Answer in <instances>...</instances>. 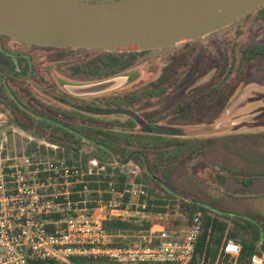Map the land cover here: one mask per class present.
<instances>
[{"label":"rangeland","instance_id":"obj_1","mask_svg":"<svg viewBox=\"0 0 264 264\" xmlns=\"http://www.w3.org/2000/svg\"><path fill=\"white\" fill-rule=\"evenodd\" d=\"M254 47H264V7L255 9L225 29L185 45L133 54L119 53L115 56L121 66L132 67L131 82L111 92L82 97H97L91 102L96 108H125L137 114L133 120L136 136L142 137L140 142L149 145L130 140L123 146L125 154L118 153L115 157L123 162L131 160L140 167L139 178L149 189L154 187L152 194L157 205L194 201L209 209L208 213L199 212L203 229L211 219L225 221L227 239L226 234L235 226L231 219L223 217L226 214L247 226L249 232H257L255 241L260 250L262 246L264 248V195L230 192L223 186L230 177L244 180L243 183L249 185L248 180L264 176V53L254 52ZM28 48H17L16 52L29 55V78L12 82L5 79L6 70L0 73L1 107L8 116L3 156H40L44 152L40 142L60 145L57 143L60 141L69 146V142L80 140L83 155L79 160L86 161L98 152L90 140L81 139L78 133L67 139L60 128L35 116L57 120L65 126L81 124L92 132L111 129L115 123L131 122L126 115L95 117L97 121L94 122L78 120L77 117L82 116L79 111L61 105L51 95L62 98L64 91L72 95L62 82L81 86L101 81L79 79H86L93 72L101 75L103 70L98 72L95 68L97 64L108 63V54L81 49ZM23 68L24 64H18L19 70ZM153 83L157 84V91L153 89ZM22 108L36 113L32 117L35 126L31 130L17 123L23 121L22 113L28 116ZM140 120L150 127L180 128L185 134L167 136L174 140V145H155L151 140L157 135L142 130L137 123ZM81 132V136H87L90 130ZM64 152L66 156H73L65 149ZM130 152L144 155L151 177L146 176L133 155L128 157ZM54 154L50 152V155ZM154 181L159 185L155 186ZM158 210L162 211V208ZM110 229L115 236L142 234L137 222L127 229L115 225ZM245 236L251 239L250 234ZM238 258L219 254L216 264H241Z\"/></svg>","mask_w":264,"mask_h":264},{"label":"built area","instance_id":"obj_2","mask_svg":"<svg viewBox=\"0 0 264 264\" xmlns=\"http://www.w3.org/2000/svg\"><path fill=\"white\" fill-rule=\"evenodd\" d=\"M7 126L0 105V264H192L203 231L201 213L185 223L171 204L157 205L149 187L137 181L138 165L115 156L75 159L47 142H40V156L5 158ZM113 220L160 227L136 237L115 236L105 226ZM241 249L234 240L224 246L233 258ZM247 264H264V254Z\"/></svg>","mask_w":264,"mask_h":264},{"label":"water","instance_id":"obj_3","mask_svg":"<svg viewBox=\"0 0 264 264\" xmlns=\"http://www.w3.org/2000/svg\"><path fill=\"white\" fill-rule=\"evenodd\" d=\"M260 7L264 0H0V38L49 48L146 52L197 41ZM131 76L65 87L75 96L99 95L130 83ZM82 109L101 116L135 117L134 111L125 108ZM145 131L162 136L185 134L166 125ZM223 186L230 192L261 196L264 176L252 178L249 185L230 177Z\"/></svg>","mask_w":264,"mask_h":264},{"label":"trees","instance_id":"obj_4","mask_svg":"<svg viewBox=\"0 0 264 264\" xmlns=\"http://www.w3.org/2000/svg\"><path fill=\"white\" fill-rule=\"evenodd\" d=\"M255 51L258 53H264V47H254L253 48ZM81 50H86V49H81ZM102 52V51H101ZM106 53V52H104ZM108 54V63L104 64L103 66L110 65L112 63L114 67L121 66V61L115 56L119 55L116 53H107ZM123 54V53H122ZM133 54V53H130ZM129 54V55H130ZM2 60L0 58V65L2 64ZM101 64H97L99 66ZM131 71V70H130ZM126 71L121 74H116L113 77H117L120 75H125V74H131L132 72ZM102 81V80H101ZM157 84L153 83L152 87L157 91L156 89ZM20 118H22V122H17L19 126H21L24 129L31 130L35 126V122L32 118L29 116L25 115L22 113L20 115ZM17 120V119H15ZM18 121V120H17ZM27 121V124H26ZM131 122H128L127 124H114V126L109 129H101V130H96V132H92L91 129H85L86 131L90 130L88 132L89 135L87 136H81L80 133L81 131H70V130H64L63 133L65 134L64 136L67 137V139L71 136H74L75 134L80 135L81 139L86 138L87 140H90L95 147L97 148V153L93 156H96L102 160H107L108 158L110 159L111 157L117 155L118 153L125 154L126 150L123 148L125 144H129L130 140H135L136 143L139 145L145 146L146 144L149 145V143H142L140 142V139L142 140V137L136 136V131H135V123L133 122V119L130 120ZM102 135V136H101ZM157 138L152 139V143L155 145H167L171 146L174 145L175 142L174 140H169L170 138H166L165 136H156ZM132 138V139H129ZM74 142L71 143L69 142L68 145H64L63 142H57L60 143V145L67 151L71 152L73 154V157L75 159L80 158L79 151L81 147V141L80 140H73ZM134 153V152H133ZM132 152L128 153V157L134 158L140 165L143 167V171L146 174V176L151 177L149 172H147L145 161H144V155L141 153H136L133 154ZM62 155V154H61ZM127 157V158H128ZM119 159V158H118ZM120 160V159H119ZM123 162V161H121ZM151 179V178H150ZM138 182H143L140 178L137 180ZM242 182H245L244 180H240ZM155 182V181H154ZM250 184V180H248V183ZM159 185L157 182H155V186ZM150 190V193L154 192V187ZM168 192V190H166ZM237 193L240 194H247L244 191H237ZM172 210H178L179 212L183 213L185 218L188 220H191L197 213L199 212H206L208 213L209 209L205 208L202 205H199L198 203L192 201H184L181 200L179 202H172L171 204ZM223 215V214H222ZM224 218L231 219L233 222L235 228L232 229L228 234H226L227 239L225 238L224 233L227 230V224L225 221H220L219 219H211L207 223V226L205 230L203 229L202 233L200 234L197 243H196V248H195V253L193 256V261L192 264H216V258L219 254L226 256L227 258L230 257L225 254L224 252V246L229 240H234L235 242L240 243L241 245V253L238 258L239 263L241 264H247L251 257L255 254L262 255L264 253V248L263 246L261 247L260 250L257 249L256 241L258 238V234L249 232L247 230V226L245 225H240L238 222L234 221L233 218L230 216H227L226 214L223 215ZM135 224V221L132 222H124V221H119V220H113V221H108L105 223L106 229L113 234L112 230L110 229V226L115 225V227H121L124 229L130 228L133 224ZM154 223L152 224H146L145 226H139L141 229L139 230L141 233H145L149 230H151L153 227ZM177 225V224H176ZM175 225V226H176ZM250 234V238L246 237L245 235ZM130 241H133V238L130 239ZM197 258H199L197 260ZM201 260V262H200ZM97 262H105V261H97ZM79 264H86L85 261L80 260L78 261ZM95 263V262H94ZM108 263V262H105ZM92 264V263H90ZM111 264V263H108Z\"/></svg>","mask_w":264,"mask_h":264},{"label":"flooded vegetation","instance_id":"obj_5","mask_svg":"<svg viewBox=\"0 0 264 264\" xmlns=\"http://www.w3.org/2000/svg\"><path fill=\"white\" fill-rule=\"evenodd\" d=\"M22 47L49 48V47H40V46H34V45L25 44V43L13 40L11 38L2 36L0 38V58H1L3 63L0 65V73L5 72V70H6L7 73H6L5 79L10 80L12 82L19 81L18 79H22V78H29L31 76L30 75V73H31V65H30V61H29V55L27 53H18V52H16L17 48L21 49ZM52 49H75V48H52ZM86 50H88V49H86ZM94 51L106 52V51H103V50H94ZM106 53H110V52H106ZM116 54H119V53H116ZM14 61H16V62H14ZM18 64H24L23 70H19L18 69ZM131 68L132 67L127 66V65L126 66L124 65V66L114 67V65L112 63H110V65L98 66V67L95 68V70L98 71V72L103 70L102 71L103 73H101V75L93 72L92 76L90 75L86 79H79V80L80 81H88V80H90L91 82L98 81V80H103V79H107L109 77H112V76H114L116 74H121L123 72L130 71ZM106 70H108V72H106ZM109 70H111L110 73H109ZM17 73H19L20 75L18 76ZM65 85H67V84L62 82V86H65ZM9 94H10V92H9ZM2 95L3 94L1 93V88H0V97L1 98L3 97ZM51 95H52V97L54 99L58 100V102L61 105H66V107L68 106V107H71L74 110L79 111L82 116L77 117L78 120H82L84 122L89 120L88 122H92V121L94 122V121H97L95 119V117L96 118L97 117H102L101 115L91 114V113H89L87 111H84L82 109V108L103 109V108H96L95 105H94L95 103H91L92 100L97 98V97L75 96V95H73V94L71 95V94H69V93H67L65 91H64L65 97H62V98L60 96H55L54 94H51ZM10 96L12 97L11 94H10ZM87 101H89V102H87ZM1 104L2 103H1V100H0V105ZM22 109H24V111L27 112V114H28V116L30 118H32L34 115H36V113L30 112V111H28V109H25V108H22ZM35 117H37V119H45V121L51 123L55 127L60 128V129H64V130L81 131V130H85V129H90L89 127H83V125H81V124H79V125L77 124L76 126H70V125L65 126L63 123H61V122H59L57 120H53V119H50V118L46 119L45 117H40L39 115H36ZM127 117L130 118V119L136 120L137 114L135 113V117H133V118H131L129 116H127ZM140 121L141 122L137 121V123L141 127V129L144 130V131L147 130V129H154L156 127V126L150 127L143 120H140ZM152 133H154V132H152ZM78 136H80V135H78ZM158 136H162V135H158ZM165 137H167V136H165Z\"/></svg>","mask_w":264,"mask_h":264},{"label":"crops","instance_id":"obj_6","mask_svg":"<svg viewBox=\"0 0 264 264\" xmlns=\"http://www.w3.org/2000/svg\"><path fill=\"white\" fill-rule=\"evenodd\" d=\"M129 161H131V160H129ZM143 183H144V182H143ZM153 227H155V228H159L160 226L153 225ZM176 229H178V227H176L175 230H176ZM176 231H177V230H176ZM122 237H123V236H122Z\"/></svg>","mask_w":264,"mask_h":264}]
</instances>
